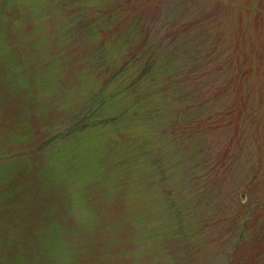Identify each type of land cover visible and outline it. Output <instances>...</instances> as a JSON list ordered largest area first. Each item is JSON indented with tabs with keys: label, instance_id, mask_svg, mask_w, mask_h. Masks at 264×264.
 Here are the masks:
<instances>
[{
	"label": "rangeland",
	"instance_id": "rangeland-1",
	"mask_svg": "<svg viewBox=\"0 0 264 264\" xmlns=\"http://www.w3.org/2000/svg\"><path fill=\"white\" fill-rule=\"evenodd\" d=\"M22 1L21 14L17 18L12 8L15 0L11 8L0 16V135H3L0 136V163L4 169L7 167L8 173L15 170L11 175L0 178V193L7 198L8 191L22 189L18 192L19 196H13L6 204L5 200H0V223L16 221V235L22 240L25 255H30L33 254L31 241H38L40 227L43 232L44 225L56 220L64 233L54 231L53 239L48 241L55 242V245L46 247L47 261L41 264H104L112 258L116 259L115 264H143L151 258L138 252L145 248L146 244L139 243L145 239L135 238L156 224L168 226L164 210L167 202L165 195L159 198V194H163L165 186L169 188L170 184L166 180V183L157 182L155 185L152 176L150 178L145 159L146 155L155 159L157 146L144 144L141 147L142 136L156 140L152 138L151 128L143 124L135 127L130 136L124 133L118 135L123 122L118 119L108 124L97 122L90 125L88 131L79 134L72 131L79 126L76 123L91 111L90 101L93 102L95 93L106 96L107 101L98 115L114 114L122 109L124 116L121 118L124 120L140 109L131 111L130 102L136 106L135 100L123 103L119 96L113 98L103 88L104 74L98 72L101 68H97V62L103 56L104 46L95 42L87 44L79 38L74 43L69 37L74 30L61 29L60 32L59 27H54L48 19L44 29L40 24L46 19L36 17L53 8L51 0ZM174 1L172 6L165 3L155 9L154 5L150 6L153 9L146 14L152 25L149 33L156 36V40L163 39L176 30H160V24L169 22L166 28L170 22L181 25L186 21L195 23L194 30L187 31V35L181 33V45L171 50V57L176 65L185 64L188 77L197 81L187 86V90L198 97L202 95V106L189 113L208 116L223 107L235 106V114L242 120L240 122L253 142V150L246 156L255 163L249 164L245 170L242 163H237L223 183L222 192L226 193L225 202L229 208L238 202L239 195H247L255 202L251 205L255 210L258 202L264 203V0ZM5 3L3 0L2 5ZM154 11L160 13L157 24L152 21ZM68 12L65 10V15L62 12L50 13V18L55 19V24L60 17L70 20ZM208 14L213 15L212 24L203 28L200 19ZM25 33L31 40L23 39ZM63 43H66L65 46ZM198 74L202 76L197 78ZM105 77L107 80L108 76ZM9 118L16 119L12 123ZM152 124L150 121L151 127ZM218 129L209 134V141L206 142L208 146H213L209 152L205 149L212 157L222 155V144L228 140L231 142L233 139L237 145L238 140L244 138L236 136L234 125ZM200 137L204 143L206 136L203 132ZM125 141L149 153L131 151L118 156ZM37 143L40 146L46 143L49 150L57 145L58 148L55 154L48 155L44 151H35ZM187 156L183 155L180 166L172 169L174 172H186L187 182L192 183L195 175L193 163ZM71 158L76 163L85 162L83 171L74 169L76 177L69 173L73 168L69 164ZM37 159L45 161L43 170L49 175L36 169L34 164ZM118 159L125 166L134 165L137 168L133 171L136 176L131 182L126 178L128 175H120L114 170ZM257 163L261 165V171L255 174L259 175L258 180L253 179V167ZM23 168L25 171L20 174ZM153 168L159 169V163ZM64 170H67L66 175L60 172ZM244 176L245 183L251 181L250 188L242 186L238 189ZM147 179L145 190L143 185ZM129 191L136 194L126 199ZM22 203L23 208L18 213ZM259 207L257 214L264 217V206ZM136 210H139L136 215H140L137 222L133 217ZM22 226H28V229ZM161 228L164 229V226ZM209 239L210 251L201 250L198 253L201 264H224L229 243L225 237L221 239L217 235ZM165 242L159 241L155 247L160 248ZM175 244L177 246L178 243ZM70 249L79 252L78 259L72 257ZM184 249L191 264H200L195 259L193 261L195 250L188 253V249ZM150 252L147 251L152 254ZM14 259L9 247L3 246L0 264H28L31 260L21 256L15 259L21 263H16Z\"/></svg>",
	"mask_w": 264,
	"mask_h": 264
},
{
	"label": "trees",
	"instance_id": "trees-1",
	"mask_svg": "<svg viewBox=\"0 0 264 264\" xmlns=\"http://www.w3.org/2000/svg\"><path fill=\"white\" fill-rule=\"evenodd\" d=\"M5 1L6 3L3 6V0H0V16H3L11 8L13 2V0ZM15 1L12 8L15 18H17L21 14L23 1ZM51 1L53 8H49L47 13L36 17L39 20L46 19L40 25L46 29L48 19L49 22L54 24V27H59L58 31L60 32L61 29L74 30V34L69 36L72 38L70 41L74 43L77 40L76 38H79L86 41L87 44L88 42H95L96 45L104 46L103 56L97 62V68H101L98 69V72L101 71L104 74L102 76V78L104 77L103 88L106 91L108 90L113 98L119 96L123 103L127 100H135L136 106L130 102L132 104L129 105L131 111L140 109L137 113L125 117L126 122L121 118L124 116L121 108V110L117 109L119 111L114 114L110 112L109 115H98V111L107 101H105L106 96H99L95 93L94 96L96 97L92 98L93 102L90 101L89 109L91 111L85 114L79 123H76L79 126L73 128L72 131L79 134L88 131L90 125H96L97 122L108 124L117 122L119 119L123 122L118 135L124 133L130 136L133 134V130L136 129L135 127L144 124L151 128L152 138L156 139L154 141L151 138L142 136L141 147L144 144H149L151 147L157 146L158 152L155 159L148 155L145 159L150 178L152 176L155 185L157 182L166 183V180L170 184L169 188L165 186L163 194H159V198L165 195L167 202V208L164 210H166L165 221L168 226L156 224L148 231L141 232L139 237L135 239H145V241L139 243L140 245L146 244V246L142 249L138 247V252L150 255L151 259L149 258L148 264H159L163 261L166 264H191L188 256L183 252L186 248L188 253L195 250L192 257L193 261L195 259L201 264L202 259L198 253L201 250L210 251L211 248L208 245L211 239L209 237L217 235L221 239L225 237L226 242L229 243L224 264H264V217L257 214L260 210L259 206H264V203L258 202L256 204L258 207L254 210L251 205H255V202L249 200L247 195H239L238 202L229 208L226 205L228 203L225 202L226 195L224 194L226 193L222 192L223 183L227 181L232 168L237 163H242L244 170L249 164L255 163L246 156L253 150L251 137L248 135L246 127L242 125V120H239L236 116L234 105L227 108L223 107L222 110L208 116L189 113L192 109L202 106V95L198 97L199 95L187 90V86H192L194 85L193 82L197 81L188 77L189 71L185 69V64L176 65L171 57V50L181 45L179 39L181 33L187 35V31L194 30L195 23L191 24L186 21L181 25L180 23L170 22V26L166 28L165 26L169 22L162 24V26L160 24V30L176 31L167 34L163 39L156 40V36L153 37L149 33L152 31V25L146 14L151 9L161 6L162 3L172 6L174 0ZM151 5H154V7L150 8ZM168 9L167 7L166 10ZM65 10L69 11L67 14L70 17L67 18H70V20H63L60 17L55 24V19L50 18L52 16L50 13L62 12L65 15ZM153 14L152 21L157 24L160 13L154 11ZM211 19H213V15H204L200 19L202 22L201 27H207V24L211 25ZM64 21L67 22L64 23ZM148 23H150L149 28ZM69 24L70 26H68ZM178 26H180L179 29H174ZM161 33L163 34V31ZM23 39H26V41L31 40L27 33H25ZM65 44L62 45L65 46ZM43 62H45L44 59ZM105 76H108L107 80H105ZM201 76L199 75L197 78ZM14 119L16 118H9L11 122ZM150 121L154 123L152 127ZM233 125L236 136L244 138H240L237 145L234 144L233 139L231 142L228 140L227 143H223L222 151H220L222 152L221 156L214 155L212 157L211 154H207L206 152H209L213 147L208 146L206 143L209 141V134L215 133L218 128V130H222ZM202 132L206 136L204 143L201 142L202 137H200ZM29 145L27 148L30 150ZM57 148L58 145L49 150L46 143L41 146L37 143L34 147L35 151H44L48 155L50 153L55 154ZM120 148L121 152L118 156L124 153L128 154L131 151L144 153L128 141L122 143ZM145 153L149 152L146 151ZM183 155H188L187 157L193 163L192 169L195 175L192 177V183L187 182L186 172H174L172 169L180 166V159ZM83 159L85 161V154H83ZM135 161L136 159L131 163ZM44 162L37 159L34 166L43 174L49 175L43 170ZM140 162L142 163L141 160ZM157 163H159L160 168L154 169L153 167ZM69 164L73 167L69 170L70 175L76 177L74 169L79 168V172L83 171L85 162L76 163L71 158ZM101 167L103 168L102 163ZM113 168L117 173L119 171L120 175L122 173L125 176L128 175L126 178L130 182L136 176L133 171L137 168L134 165L125 166L124 163L119 162V159L114 163ZM253 168L256 172L253 174V179L257 178L256 180H258L259 175L257 177L255 174H259L261 165L259 163L254 164ZM22 171H25V169L23 168L19 173L21 174ZM13 172L8 173L7 167L4 169L0 163V178L9 176ZM60 172L66 175L67 170ZM184 176H186V180H184ZM245 178L244 176L243 179H240L238 189L242 186L247 189L250 188L251 181L245 183ZM231 180H233V177H231ZM147 181L148 179L145 180L143 185L145 190L147 189ZM235 182L236 180H234ZM21 190V188H18L15 191H8L6 194H9V197L7 198H3L0 193V200H5L6 204L13 196H19L18 192ZM134 194L136 193L129 191L126 194V199H130L131 195ZM22 206L23 203L18 208V213L22 210ZM137 211L139 210H136L133 214L136 222L140 216L136 215ZM163 226L164 229L161 228ZM17 227L16 221H3L0 223V256L3 246L7 245L15 259H19L21 256H25L26 259L31 258L28 264H41L44 260L47 261L46 254L48 250L45 251V249L55 245V242L51 243L48 240L53 239L52 235L55 230L64 233L63 230H60L56 220L44 225L45 231L43 232H41V226L38 241H31L33 254L25 255L22 249V240L16 235L15 229ZM22 227L28 229V226ZM165 240L163 246L160 248L155 247L158 246L159 241ZM59 241L60 237L57 242ZM100 242L103 245L105 244L103 241ZM175 242L178 243L177 246ZM192 244H194L193 248L191 247ZM198 248L199 250H197ZM148 250H151L150 253L152 254H148ZM70 251L74 259L79 258V252L75 253V250L71 249ZM148 261L143 264H147ZM15 262L21 263L18 260H15ZM115 262L116 259L112 258L104 261V264H115Z\"/></svg>",
	"mask_w": 264,
	"mask_h": 264
}]
</instances>
